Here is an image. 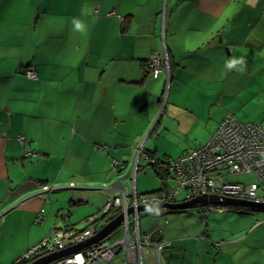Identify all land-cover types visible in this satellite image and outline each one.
Segmentation results:
<instances>
[{"label": "crops", "instance_id": "obj_1", "mask_svg": "<svg viewBox=\"0 0 264 264\" xmlns=\"http://www.w3.org/2000/svg\"><path fill=\"white\" fill-rule=\"evenodd\" d=\"M234 3L0 0V264H14L53 229L82 230L71 220L73 207L93 206L94 215L119 194L123 176L132 178L114 161L132 162L139 147L176 159L205 145L228 115L236 117L235 106L255 98L264 104V0H240L242 8L224 18ZM247 13L248 22L238 25ZM73 17L86 24L84 34L73 31ZM154 52L166 57L156 79L146 74ZM233 58H243L244 72L226 67ZM29 66L38 80L24 75ZM204 124L209 130L200 137L195 128ZM162 127L178 135L176 150L148 146ZM256 183L264 190V180ZM210 216L196 232L206 240L177 229L147 228L152 233L144 235L161 232L170 242L165 264L167 249L172 257L191 246L194 254L209 251L199 264H210L214 252L211 264H219L264 225L257 218L222 234V219ZM142 255L154 263L152 246Z\"/></svg>", "mask_w": 264, "mask_h": 264}, {"label": "built area", "instance_id": "obj_2", "mask_svg": "<svg viewBox=\"0 0 264 264\" xmlns=\"http://www.w3.org/2000/svg\"><path fill=\"white\" fill-rule=\"evenodd\" d=\"M98 5L95 6L97 12ZM150 66L153 78H158L163 71L162 58L156 52L151 54ZM24 74L31 80H38L35 66L24 69ZM139 147L132 162L113 165L133 172L131 179L122 181L121 191L116 197L110 198L105 207L97 214L89 217L87 226L82 230L72 228L55 229L52 234L44 238L37 246L19 257L14 264H30L40 257L65 250L93 237L104 224L115 219V213H125L122 234L113 243L103 239L77 253L64 256L50 264H105L110 263L116 256L115 247L122 245L124 257L128 264H144L145 257L142 250L152 246L155 250L153 264H162L161 253L170 245L165 239L154 241L149 235H142L139 229L140 205L181 203L201 196L229 197L264 203V195L259 194L256 182H229L232 175L254 174L259 180H264V129L261 125L240 122L234 115H228L219 125L210 140L203 146L188 150L180 157L168 162L169 171L174 175V186L167 192L156 194H139L136 190V174L139 161L143 155ZM27 151V155H33ZM146 160L150 158L145 155ZM74 186L73 184H71ZM44 191L50 188L45 186ZM134 212L129 213L130 208ZM224 211L220 206L207 209L206 213L214 210ZM119 229V228H118ZM116 229L115 231H117ZM114 231V232H115ZM35 258V260H33ZM29 261H31L29 263Z\"/></svg>", "mask_w": 264, "mask_h": 264}, {"label": "rangeland", "instance_id": "obj_3", "mask_svg": "<svg viewBox=\"0 0 264 264\" xmlns=\"http://www.w3.org/2000/svg\"><path fill=\"white\" fill-rule=\"evenodd\" d=\"M240 0H235V3L230 7L227 8L228 12L226 13V16L224 18L230 19L231 13H237L239 9L242 7L239 5ZM252 13L255 11L254 7H251ZM250 18V15L247 13L239 22L238 25H242L248 22ZM225 19V20H226ZM221 27V26H220ZM186 99L188 98L187 95L184 94ZM264 100V94L261 98V101ZM183 101V98H182ZM184 103V102H182ZM236 110V118L239 121L242 122H251L256 125H261L264 129V104L260 103L257 98L253 102H251L248 106H235ZM183 114V113H181ZM164 128L162 127L159 129V134L154 135L152 140L149 141L148 146L162 148L161 150H164V148H173L176 150L175 145L177 143H173L174 140L178 138V135L173 132L164 131ZM209 128L206 127V125L197 126L195 128V133H197L200 137H204L206 133H208ZM200 140H192L191 145L200 146ZM205 143V142H204ZM173 157L178 156V154L172 155ZM141 168L140 172L137 176L136 186H138V193L142 194V191H150V190H158L161 187V181L159 178L155 175L152 168L150 166L145 165V160H141ZM144 167V168H143ZM130 174H133V172ZM229 182H242V183H251V182H258L259 179L254 174L249 175H232L228 178ZM75 185V184H74ZM54 188L57 187V185H53ZM52 187V184L49 186V188ZM263 194H262V193ZM259 191V194L264 195V190ZM62 195L61 193L57 194V196ZM49 199L46 203H48ZM88 207H93L90 205L83 206H75L73 207V211L75 213L71 217V220L74 223H77V227L79 229H84L87 226V222L85 219L87 217L93 216L92 214H89V212L92 210ZM101 211V210H100ZM100 211L95 210V214L99 213ZM225 212V211H224ZM238 211L231 209L225 213H219L214 212L209 218L216 219L221 218V223H218V228L223 234L224 230H228L229 228L237 229L239 225H242L243 227H247L251 224V220H254V224L256 222L257 218H260L261 220H264V212L259 213H252L251 214H245L242 215L241 213H237ZM94 214V215H95ZM139 221L141 219V231L142 235L144 234H151L152 230H146L147 228L155 230H167L168 232H173L172 230L177 229L176 232H178V235H193L190 236V238H196L200 236L199 234H196L198 232L199 227H204L206 222L202 219V217L198 214L197 209L190 208L186 212L182 213H166L161 215L160 213H154L152 211H141L139 212ZM227 216V217H226ZM234 217V219L232 218ZM233 219V220H232ZM59 224L62 226L64 225V221L61 219V217L58 219ZM105 224L103 223V226ZM101 228V227H100ZM122 226L119 227V229L112 234H110L106 239L110 241L111 243L114 242V240L119 236V234H122ZM184 231H181V230ZM54 229L49 233V236L52 234ZM252 233L249 235L247 242L243 246H239L237 248V251L233 254L232 250H226L225 254H222L218 257L217 262L219 264H264V225H260L253 229L251 231ZM213 246V245H212ZM215 247V246H213ZM228 247V246H226ZM180 250V251H179ZM116 256L114 260L110 263L105 264H128L126 261V258L124 257V252L122 250V245L119 244L115 247ZM168 258H170L171 264H199L200 259L202 256L206 257L209 253V251H205L204 254H199L197 252L196 254L192 253V246L191 250L188 252H184L181 249L174 250V254L172 257H170L169 252L170 250H166ZM165 250L161 253V259L162 263H166V259L164 257ZM230 254V255H227ZM215 252L212 254V259L210 260L213 262V260L216 258ZM203 257V258H204ZM146 258L144 260L145 264H148ZM169 261V262H170Z\"/></svg>", "mask_w": 264, "mask_h": 264}, {"label": "water", "instance_id": "obj_4", "mask_svg": "<svg viewBox=\"0 0 264 264\" xmlns=\"http://www.w3.org/2000/svg\"><path fill=\"white\" fill-rule=\"evenodd\" d=\"M164 108L161 110V114ZM124 176L121 178L123 179ZM120 179V180H121ZM200 204L205 205H213V206H220V207H227V206H240V207H255V208H262L264 209V203H257L248 200H240L235 198L229 197H218V196H201L190 201H185L181 203L169 204V203H161V204H149V205H140L138 207V212L141 211H155L160 209H169V210H186L190 207H194ZM134 212V208L129 209V213ZM125 218V213H121L112 221L105 224L93 237L89 238L88 240L71 246L65 250L58 251L47 256H43L38 258L37 260L31 262L30 264H50L51 262L60 259L64 256H68L73 253H77L81 249H84L94 243H97L103 239H106L110 234H112L116 229L120 227L123 220Z\"/></svg>", "mask_w": 264, "mask_h": 264}, {"label": "trees", "instance_id": "obj_5", "mask_svg": "<svg viewBox=\"0 0 264 264\" xmlns=\"http://www.w3.org/2000/svg\"><path fill=\"white\" fill-rule=\"evenodd\" d=\"M159 54V53H157ZM160 57L162 58V63H163V70L165 68V54L162 55V54H159ZM150 59H151V55L150 57L148 58V60L146 61V74L147 76H150L152 79H155L153 78V73H152V69H151V66H150ZM170 66V70H171V66H172V63L170 62L169 64ZM26 69V68H25ZM37 70V69H36ZM163 72V71H162ZM161 72V73H162ZM23 73H24V70H23ZM38 73V72H37ZM160 73V74H161ZM25 75V74H24ZM160 76V75H159ZM39 77V76H38ZM164 111V110H163ZM241 122V121H240ZM243 123H247V122H243ZM188 151V150H187ZM186 151V152H187ZM185 152V153H186ZM145 155L148 156L150 159L147 161L146 158H145ZM142 160L144 159L145 160V165L146 166H150L153 170V172L155 173V175L159 178V180L161 181V187L158 189V190H155L153 192H149V193H142V194H156V193H161V192H167L169 191L173 186H174V175L169 171V168H168V162L170 160H167L165 158H158L155 154L153 153H148L147 151L144 150L143 152V155H142ZM141 160V159H140ZM121 164L123 163H129V162H119ZM140 168H141V165H140V161H139V168H138V172L140 171ZM144 168V167H143ZM121 169V168H120ZM125 175V174H124ZM210 207V205H205V204H200V205H197V206H194V207H190V208H193V209H197L198 210V214L201 215L202 219L204 220V222H206L207 220V217L210 216L211 214H213L214 212H219V213H225L231 209H234L236 211H238L237 213H241L242 215H247V214H251L252 213H259V212H264V209L262 208H255V207H240V206H227V207H222L224 208L225 212L224 211H217L214 210L213 212L211 213H206L207 209ZM218 207V206H217ZM189 208V209H190ZM188 209L186 210H169V209H160V210H155V211H152L154 213H160L161 215L163 214H166V213H182V212H186ZM115 213V216H119L121 213H119L118 211H113ZM116 218V217H115ZM102 220L104 219H101V221L99 222L98 224V228L99 227H103V222ZM202 240H206L207 237L205 234L201 235L200 237ZM152 239L154 241H159L161 239H163L162 237V233L161 232H157V233H154L152 235ZM170 246V245H169ZM168 246V247H169ZM167 248V247H166ZM33 260H35V258H33ZM31 261H29L30 263ZM163 264V263H162Z\"/></svg>", "mask_w": 264, "mask_h": 264}, {"label": "clouds", "instance_id": "obj_6", "mask_svg": "<svg viewBox=\"0 0 264 264\" xmlns=\"http://www.w3.org/2000/svg\"><path fill=\"white\" fill-rule=\"evenodd\" d=\"M72 28L74 32L84 34L87 30L86 24L78 17H73L71 20ZM244 60L243 58L240 59H230L226 62V67L228 69H237L239 72H244Z\"/></svg>", "mask_w": 264, "mask_h": 264}]
</instances>
